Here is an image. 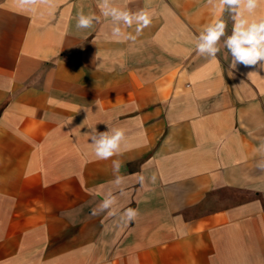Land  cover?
Returning <instances> with one entry per match:
<instances>
[{
  "label": "crops",
  "instance_id": "0c3cea01",
  "mask_svg": "<svg viewBox=\"0 0 264 264\" xmlns=\"http://www.w3.org/2000/svg\"><path fill=\"white\" fill-rule=\"evenodd\" d=\"M115 4L152 14L135 40L97 0H0V264H264V70L230 77L226 48L195 50L217 18L222 45L232 14ZM244 15L264 18V0ZM107 128L125 138L104 160L90 133Z\"/></svg>",
  "mask_w": 264,
  "mask_h": 264
},
{
  "label": "clouds",
  "instance_id": "9594fccd",
  "mask_svg": "<svg viewBox=\"0 0 264 264\" xmlns=\"http://www.w3.org/2000/svg\"><path fill=\"white\" fill-rule=\"evenodd\" d=\"M16 4L23 10L31 11L38 3H47L48 0H15ZM216 11L223 13L228 11L232 14L233 26L230 35H227L221 45V38L225 37L226 24L222 18L215 19L206 25L196 38L195 50L198 55L215 60L221 47L227 49L231 56L228 75H233L234 69L242 64L246 67H258L264 70V18L249 20L244 12L249 15L255 13L261 0H207ZM101 14L110 18L113 25L114 36L121 35V27L132 28L135 26L136 35L129 33L127 39L135 40L144 28L150 25L152 14L148 10L133 12L126 8L116 6L115 0H97ZM98 17L94 14L80 13L77 16L76 27L78 29H90ZM250 72L248 75H250ZM123 130L107 128L106 131L98 132L94 129L90 133L91 144L95 155L99 159H109L120 151L121 142L124 140ZM116 170H119V162H114ZM143 182V177H140ZM153 182L155 177L152 178ZM115 204V198L106 197L98 208L100 210L111 209ZM95 212V210H94ZM124 215L134 219L137 210L128 208Z\"/></svg>",
  "mask_w": 264,
  "mask_h": 264
}]
</instances>
